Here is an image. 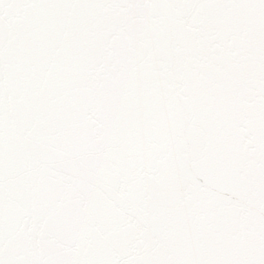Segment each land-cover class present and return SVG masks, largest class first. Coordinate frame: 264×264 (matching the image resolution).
<instances>
[{
    "label": "snow or ice",
    "instance_id": "snow-or-ice-1",
    "mask_svg": "<svg viewBox=\"0 0 264 264\" xmlns=\"http://www.w3.org/2000/svg\"><path fill=\"white\" fill-rule=\"evenodd\" d=\"M0 264H264V0H0Z\"/></svg>",
    "mask_w": 264,
    "mask_h": 264
}]
</instances>
